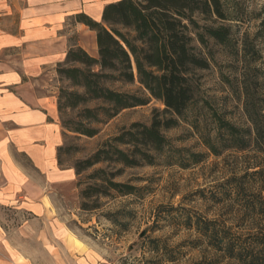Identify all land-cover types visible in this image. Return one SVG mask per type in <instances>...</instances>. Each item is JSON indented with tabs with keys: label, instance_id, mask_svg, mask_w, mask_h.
Returning <instances> with one entry per match:
<instances>
[{
	"label": "trees",
	"instance_id": "trees-1",
	"mask_svg": "<svg viewBox=\"0 0 264 264\" xmlns=\"http://www.w3.org/2000/svg\"><path fill=\"white\" fill-rule=\"evenodd\" d=\"M77 18L96 31L98 51L93 55L81 46L72 47L66 60L56 68L60 80H67L70 87L76 88H60L59 112L83 106L77 121H65V126L94 136L99 132L94 123L149 102L146 97L108 86L109 81L138 80L151 96L165 104L163 112L155 111L150 124L134 122L105 140L89 157L70 166L81 177L95 165L107 164L93 169L86 180L77 178L78 186L85 183L80 190L81 208L99 207V198L114 191L127 195L140 190L141 187L116 178L127 167L155 164L157 156L170 145L164 131L177 126L194 104L199 88L197 71L209 68L215 58L212 51L204 52L194 40L205 46L212 41L223 46L238 63L234 80L227 81L242 99L249 124L238 125L214 113L216 133L202 135V139L216 156L227 150L245 153L244 174L233 173L220 182L215 195L219 203L230 198L235 220L244 223V227L235 229L234 223L227 225L224 218L202 217L198 224L218 256L236 264H264V60L255 38L235 36L233 25L227 22L231 18L224 0H115L104 7L100 21L85 13ZM258 35L264 38V16ZM92 102L96 105H87ZM63 151L64 143L58 149L61 165ZM178 151L186 153L190 160L186 163L181 157L179 164L183 167L202 162L206 155L187 148ZM149 240L157 251L159 240Z\"/></svg>",
	"mask_w": 264,
	"mask_h": 264
},
{
	"label": "rangeland",
	"instance_id": "rangeland-1",
	"mask_svg": "<svg viewBox=\"0 0 264 264\" xmlns=\"http://www.w3.org/2000/svg\"><path fill=\"white\" fill-rule=\"evenodd\" d=\"M224 3L231 18L227 22L233 25L235 36L255 38L264 60V38L258 35L264 0H224ZM17 17L18 12L14 10L11 15H0V33L17 31ZM204 22L201 20V24ZM71 33L77 35L75 31ZM79 33L91 54L97 55L93 34L88 30ZM194 44L204 52L212 51L215 57L209 68L197 71L199 88L194 104L177 126L164 131L170 145L157 156L155 164L127 167L116 178L137 185L140 190L127 195L114 191L110 196L99 198V207L82 209L80 190L85 183L78 186L77 181L86 180L93 169L107 165L99 163L81 177L77 176L75 182L57 188L59 210L54 217L39 218L30 212L17 217L13 210H7L6 226L12 243L0 254L6 264H236L218 256L201 233L198 222L202 217L224 218L227 225L234 223L235 229L244 227V223L235 220L230 198L219 203L215 195L220 182H225L233 173L244 174L245 153L227 150L216 156L202 139V135L216 133L214 113L238 125L249 124L242 99L227 81V78L234 80L238 63L223 46L212 41L208 46L198 40H194ZM40 78L49 82L48 87L54 84L58 93L61 87L76 89L70 87L69 81L60 80V76L54 80L51 76L41 75ZM233 84L236 85L235 81ZM107 85L146 97L149 102L125 108L104 122L94 123L99 128L94 136L65 126V121H77L78 111L83 106L60 112L64 133L63 166H73L78 160L89 157L105 140L120 134L134 122L150 124L155 111L163 112L165 108L163 101L151 96L138 80L134 83L109 81ZM87 105L94 106L96 102ZM180 148L206 155L202 162L183 167L179 164L181 157L186 163L190 160L186 153H179ZM150 238L159 240L157 251L153 250Z\"/></svg>",
	"mask_w": 264,
	"mask_h": 264
},
{
	"label": "crops",
	"instance_id": "crops-1",
	"mask_svg": "<svg viewBox=\"0 0 264 264\" xmlns=\"http://www.w3.org/2000/svg\"><path fill=\"white\" fill-rule=\"evenodd\" d=\"M112 1L0 0V15L17 11L19 26L0 33V254L12 243L7 210L17 217L25 212L54 217L59 210L55 191L77 180L74 167L59 163L64 133L57 87H48L40 76L58 77L56 68L72 47L90 52L78 32H91L98 51L96 31L77 16L100 21ZM74 31L77 35H71ZM0 264H6L1 256Z\"/></svg>",
	"mask_w": 264,
	"mask_h": 264
}]
</instances>
